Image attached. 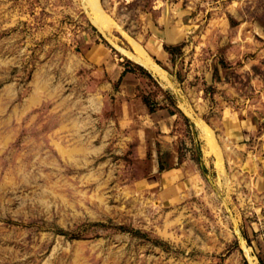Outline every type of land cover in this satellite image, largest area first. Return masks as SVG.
Returning <instances> with one entry per match:
<instances>
[{
    "label": "rangeland",
    "instance_id": "1",
    "mask_svg": "<svg viewBox=\"0 0 264 264\" xmlns=\"http://www.w3.org/2000/svg\"><path fill=\"white\" fill-rule=\"evenodd\" d=\"M264 0H0V264H264Z\"/></svg>",
    "mask_w": 264,
    "mask_h": 264
},
{
    "label": "crops",
    "instance_id": "2",
    "mask_svg": "<svg viewBox=\"0 0 264 264\" xmlns=\"http://www.w3.org/2000/svg\"><path fill=\"white\" fill-rule=\"evenodd\" d=\"M259 185H260V188L264 191V173H263V175H262V177L260 179Z\"/></svg>",
    "mask_w": 264,
    "mask_h": 264
}]
</instances>
